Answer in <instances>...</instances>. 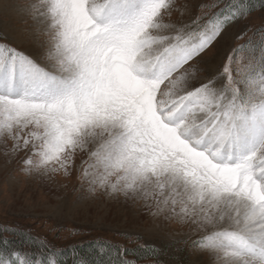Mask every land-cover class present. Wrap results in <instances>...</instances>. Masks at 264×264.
<instances>
[{
	"label": "snow or ice",
	"instance_id": "snow-or-ice-1",
	"mask_svg": "<svg viewBox=\"0 0 264 264\" xmlns=\"http://www.w3.org/2000/svg\"><path fill=\"white\" fill-rule=\"evenodd\" d=\"M15 15L0 32L8 163L139 204L186 229L202 264H264V0H24ZM118 235L57 248L4 224L0 264H163Z\"/></svg>",
	"mask_w": 264,
	"mask_h": 264
},
{
	"label": "rangeland",
	"instance_id": "rangeland-1",
	"mask_svg": "<svg viewBox=\"0 0 264 264\" xmlns=\"http://www.w3.org/2000/svg\"><path fill=\"white\" fill-rule=\"evenodd\" d=\"M23 2L0 0V32L5 31L6 26H20L15 6ZM260 22V13H255L249 21L257 25ZM235 44L234 39L224 42L219 63ZM8 147H11V141H8ZM5 151V144L0 141V225H17L57 248L96 237L124 243L118 233L127 232L140 235L143 241L159 247L164 253L160 257L163 264H202L209 260L207 252L185 246L184 241L190 234L175 223L161 227L160 219L151 216L149 210L139 204L125 202L122 197L93 195L87 190V185L77 179L75 171L69 177L57 175L53 180L25 175L16 159L8 163ZM69 228L77 229L81 234L69 235L65 231Z\"/></svg>",
	"mask_w": 264,
	"mask_h": 264
},
{
	"label": "trees",
	"instance_id": "trees-1",
	"mask_svg": "<svg viewBox=\"0 0 264 264\" xmlns=\"http://www.w3.org/2000/svg\"><path fill=\"white\" fill-rule=\"evenodd\" d=\"M11 238V237H10ZM146 261H149L148 259L142 260L140 264L145 263Z\"/></svg>",
	"mask_w": 264,
	"mask_h": 264
}]
</instances>
